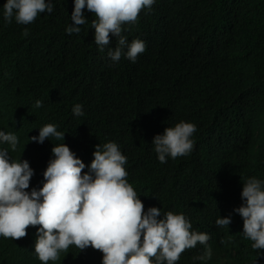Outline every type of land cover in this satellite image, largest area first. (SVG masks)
I'll return each instance as SVG.
<instances>
[{"label":"clouds","instance_id":"9594fccd","mask_svg":"<svg viewBox=\"0 0 264 264\" xmlns=\"http://www.w3.org/2000/svg\"><path fill=\"white\" fill-rule=\"evenodd\" d=\"M154 3L0 0V27L10 28L4 33L0 30L8 54L5 56L0 46V66L21 58L40 69L38 63L44 64L47 51L81 46L85 40L95 43L100 51L110 43L111 64L139 62L167 46L165 32L144 39L130 30L141 10L151 9ZM61 9L69 12L64 28L67 38L56 46L49 22L39 20ZM88 12L96 19H87ZM26 35L32 43L27 51L28 44H19ZM0 73L18 86L15 72L12 77L6 70ZM28 73L32 85L29 69ZM59 79L61 88L72 84L66 74ZM44 102L49 109L39 100L34 106L52 117L61 111L85 115L79 103L56 102L51 97H45ZM58 125V119L42 120L26 131L16 123L10 105L8 121L0 126V264L207 263L212 258L211 245L223 232L232 231L252 242L264 264V177L248 175L235 191L225 192L220 167L211 159L200 166L205 148L192 139L195 124L180 121L170 127L160 123L157 130L150 123L143 125L155 163L168 165L176 177L190 173L198 179L196 184L187 183L190 201L177 208L164 206L154 200L157 196L139 191L128 179L127 163L145 170L138 156H129L117 143H105L100 136L75 152ZM214 176L218 181H210ZM218 187L226 203L237 206L233 212L239 214L238 227L232 224L231 206L209 216L193 210ZM230 242L231 236L221 241ZM217 264H224V259Z\"/></svg>","mask_w":264,"mask_h":264},{"label":"trees","instance_id":"16d2710c","mask_svg":"<svg viewBox=\"0 0 264 264\" xmlns=\"http://www.w3.org/2000/svg\"><path fill=\"white\" fill-rule=\"evenodd\" d=\"M68 18V10L61 9L39 20L49 22L56 46L67 38ZM86 18L96 19L90 12ZM7 29L0 27L2 33ZM130 30L144 39L165 32L167 46L139 62L117 66L108 56L110 43L100 51L89 40L47 51L44 64L38 63L40 69L21 58L3 63L0 71L6 70L9 77L15 72L19 83H9L0 73V126L8 121L11 105L16 123L26 131L39 121L58 119V130L72 141L75 152L99 136L105 143L115 142L145 166L143 171L127 163L134 186L173 208L190 201L187 183L196 184L198 179L190 173L176 177L174 169L154 162L148 136H143L146 123L153 130L160 123L195 124L192 139L205 148L200 166L208 159L215 162L227 193L248 175L264 177V0H155L151 9L141 10ZM19 44H28L27 51L32 44L29 35ZM0 46L7 56V45L0 40ZM63 74L72 82L66 88L60 87ZM45 97L79 103L85 115L43 113L34 105L39 100L49 109ZM230 206L232 224L238 227L239 214L233 212L237 206L226 203L220 187L193 210L209 216ZM229 236L231 242L222 244ZM251 243L239 231L223 232L211 245V260L194 264H217L221 258L224 264H254L256 259L262 264L263 256L257 257Z\"/></svg>","mask_w":264,"mask_h":264},{"label":"bare ground","instance_id":"6f19581e","mask_svg":"<svg viewBox=\"0 0 264 264\" xmlns=\"http://www.w3.org/2000/svg\"><path fill=\"white\" fill-rule=\"evenodd\" d=\"M122 71V70H121Z\"/></svg>","mask_w":264,"mask_h":264}]
</instances>
